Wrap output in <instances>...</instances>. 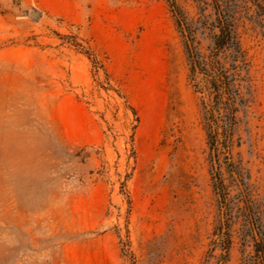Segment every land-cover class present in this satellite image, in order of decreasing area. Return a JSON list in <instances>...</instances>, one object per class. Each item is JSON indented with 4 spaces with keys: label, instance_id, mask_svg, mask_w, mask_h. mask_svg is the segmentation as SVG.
Wrapping results in <instances>:
<instances>
[{
    "label": "rangeland",
    "instance_id": "374dc122",
    "mask_svg": "<svg viewBox=\"0 0 264 264\" xmlns=\"http://www.w3.org/2000/svg\"><path fill=\"white\" fill-rule=\"evenodd\" d=\"M178 2L203 17L197 0ZM233 10L247 100L213 149L169 0H0V264L254 257L264 0ZM198 39L205 50L210 35Z\"/></svg>",
    "mask_w": 264,
    "mask_h": 264
},
{
    "label": "trees",
    "instance_id": "16d2710c",
    "mask_svg": "<svg viewBox=\"0 0 264 264\" xmlns=\"http://www.w3.org/2000/svg\"><path fill=\"white\" fill-rule=\"evenodd\" d=\"M197 1L203 17L191 19L178 0H169L183 38L190 68L189 79L196 92L202 94L209 141L213 149H217L221 138L224 144H228L238 123V112L246 104L242 80L246 77L243 72L249 70L248 59L235 24V0ZM210 5L214 14L211 20L206 13ZM199 30L210 35V43L205 50L200 46ZM212 166L214 170L215 158ZM247 216L249 221L245 234L254 238L256 254L245 264H264V219L260 213L254 217L247 213Z\"/></svg>",
    "mask_w": 264,
    "mask_h": 264
}]
</instances>
